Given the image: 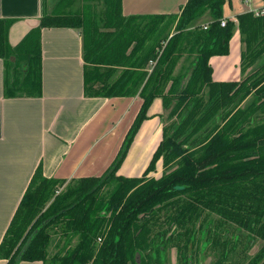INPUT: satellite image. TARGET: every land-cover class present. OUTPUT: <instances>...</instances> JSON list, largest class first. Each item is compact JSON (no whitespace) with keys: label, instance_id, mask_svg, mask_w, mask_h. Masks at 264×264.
<instances>
[{"label":"trees","instance_id":"trees-1","mask_svg":"<svg viewBox=\"0 0 264 264\" xmlns=\"http://www.w3.org/2000/svg\"><path fill=\"white\" fill-rule=\"evenodd\" d=\"M226 3L124 16L122 0H104L95 14H44L16 46L13 22L0 19L6 96L41 95V31L68 26L83 36L87 96L143 100L104 175L61 190L65 180L37 167L0 243L5 264H168L172 247L180 264L207 248L220 251L213 264H264V14L226 19ZM237 30L248 73L216 81L210 59L230 53ZM158 97L162 140L141 176L118 175ZM160 161L161 176L149 177Z\"/></svg>","mask_w":264,"mask_h":264},{"label":"crops","instance_id":"crops-1","mask_svg":"<svg viewBox=\"0 0 264 264\" xmlns=\"http://www.w3.org/2000/svg\"><path fill=\"white\" fill-rule=\"evenodd\" d=\"M103 0H0V19L14 24L9 42L16 46L40 24L44 14H95ZM187 0H122L124 16L180 12ZM264 6L263 0H227L226 19ZM42 93L6 96L5 62L0 59V243L38 166L49 178L104 175L118 156L143 103L141 96L101 97L85 93L83 36L72 27L41 31ZM242 44L237 30L230 53L213 56L216 81L241 80ZM165 113L155 98L117 174H143L162 140ZM6 261L0 259V264ZM20 264H44L22 261Z\"/></svg>","mask_w":264,"mask_h":264},{"label":"rangeland","instance_id":"rangeland-1","mask_svg":"<svg viewBox=\"0 0 264 264\" xmlns=\"http://www.w3.org/2000/svg\"><path fill=\"white\" fill-rule=\"evenodd\" d=\"M99 1H101V0H99ZM100 6H98V9H97V11H99L100 12V10H101V8L102 7H104L105 6V4H104V0H103V3L102 2H100V4H99ZM203 19H205V17L204 18H202V20ZM14 24V23H13ZM12 24V25H13ZM11 25V26H12ZM11 28V27H10ZM26 36V35H25ZM23 40V39H22ZM242 73H244V71H242ZM162 172H163V167H162V162L160 161L158 164H157V166H156V170H154V171H151L150 173H149V177H156V178H159L160 176H161V174H162ZM142 175V174H141ZM140 175V176H141ZM67 185H68V182H66L62 187H61V190H64V189H66L67 188ZM236 232H237V230H236ZM58 235H56V237H57ZM56 241H57V238H56ZM55 241V242H56ZM75 242L76 241H74L73 240V242H72V244L74 245L75 244ZM258 250V247H256V248H254L252 251H251V253H254L255 251H257ZM50 251H51V254H53V253H55V249H54V244L51 246V248H50ZM197 252V251H196ZM219 250L217 249V250H214V249H209V248H207V249H203V250H201V251H198L197 252V255H195L194 256V259H192L191 261H190V264L192 263V264H213L214 262H216L217 260H218V258H219V256H218V254H219ZM167 256L169 257L168 258V264H180V256L178 255V251H177V249H176V247H172V249L171 250H169L168 251V254H167ZM223 264H228V262L226 261V262H223Z\"/></svg>","mask_w":264,"mask_h":264},{"label":"built area","instance_id":"built-area-1","mask_svg":"<svg viewBox=\"0 0 264 264\" xmlns=\"http://www.w3.org/2000/svg\"><path fill=\"white\" fill-rule=\"evenodd\" d=\"M251 12H254L255 13V15H263L264 14V6L263 7H261V8H259V9H254L253 11H251ZM225 24H226V21L225 20H223L222 21V26H225ZM205 28H207V27H205Z\"/></svg>","mask_w":264,"mask_h":264}]
</instances>
